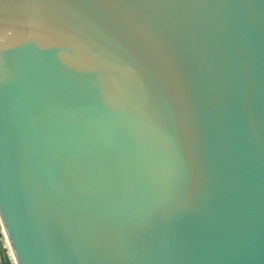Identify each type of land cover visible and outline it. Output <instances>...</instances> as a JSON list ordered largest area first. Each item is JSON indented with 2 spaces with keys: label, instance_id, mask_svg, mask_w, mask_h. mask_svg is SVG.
<instances>
[{
  "label": "water",
  "instance_id": "1",
  "mask_svg": "<svg viewBox=\"0 0 264 264\" xmlns=\"http://www.w3.org/2000/svg\"><path fill=\"white\" fill-rule=\"evenodd\" d=\"M8 254L264 264V0H0Z\"/></svg>",
  "mask_w": 264,
  "mask_h": 264
},
{
  "label": "built area",
  "instance_id": "2",
  "mask_svg": "<svg viewBox=\"0 0 264 264\" xmlns=\"http://www.w3.org/2000/svg\"><path fill=\"white\" fill-rule=\"evenodd\" d=\"M1 241H2V243H5V242H3L2 237H1ZM6 249H7V248H6ZM8 256H9L10 263L13 264V262H12L11 257H10L9 254H8Z\"/></svg>",
  "mask_w": 264,
  "mask_h": 264
}]
</instances>
